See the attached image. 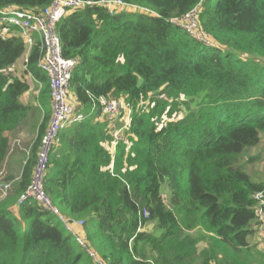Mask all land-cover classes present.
Instances as JSON below:
<instances>
[{
  "label": "trees",
  "instance_id": "obj_1",
  "mask_svg": "<svg viewBox=\"0 0 264 264\" xmlns=\"http://www.w3.org/2000/svg\"><path fill=\"white\" fill-rule=\"evenodd\" d=\"M53 1L0 0V10ZM122 1L146 11L109 15L96 5L56 27L62 56L78 62L69 92L93 117L59 132L44 186L63 217L84 222L85 248L33 199L18 203L51 115L36 38L27 68L42 85L44 116L20 180L0 201V264H249L263 183L245 172L253 159H242L264 133V0ZM194 9L209 44L171 22ZM23 51L19 37L0 38V168L8 134L29 113L27 84L6 73ZM100 100L130 107L119 141Z\"/></svg>",
  "mask_w": 264,
  "mask_h": 264
},
{
  "label": "built area",
  "instance_id": "obj_2",
  "mask_svg": "<svg viewBox=\"0 0 264 264\" xmlns=\"http://www.w3.org/2000/svg\"><path fill=\"white\" fill-rule=\"evenodd\" d=\"M96 5L105 7L109 15L125 10L146 11L138 7L130 6L122 0H101L99 2L85 0H54L50 6L41 11H23L13 7L0 10V38L7 39L15 35L24 43L22 56L14 65L6 70V73L12 78L26 83L28 86L27 92L30 91L29 86L33 82L29 79H33V76L28 72L27 66L37 38L40 42L41 56L36 63V68L42 71L48 78L51 104L49 123L37 151V159L31 181L25 194L18 200V203L21 204L28 198L33 199L42 211L50 213L59 219L63 223L65 230L82 248H85V239L79 231L84 226V222L63 217L48 197L44 183L50 157L55 150L59 132L66 127L80 123L84 118L69 98V82L71 74L78 65V62L75 59L64 58L62 56V46L56 32V27L70 11ZM196 16L197 10L194 9L181 19H173L171 22L178 25L190 38L209 44L210 42L207 36L199 32ZM23 74H26L29 79H22ZM98 109L100 115L104 117L106 121H109L111 125H114V121L119 117L121 112L126 113L127 117H125L123 127L115 134L113 132L115 141H119L121 136L120 138L118 136L129 121L130 107L119 100H100L98 102ZM111 147H114V144H112ZM19 180L20 178L13 181H5L2 173H0V201L7 198L12 187ZM253 198L258 202L257 215L259 225L257 233L263 237L264 183L262 192L257 193ZM147 216L148 213L144 214V217ZM88 253L91 257L95 258L94 254L89 251ZM96 263L101 264L97 260Z\"/></svg>",
  "mask_w": 264,
  "mask_h": 264
},
{
  "label": "crops",
  "instance_id": "obj_3",
  "mask_svg": "<svg viewBox=\"0 0 264 264\" xmlns=\"http://www.w3.org/2000/svg\"><path fill=\"white\" fill-rule=\"evenodd\" d=\"M24 80H28L26 74H23ZM31 82L30 91L26 92L23 97H21V102L29 108L28 116L23 120L20 126L12 133L8 134L10 139V151L0 168L3 171L2 176L6 181H13L17 178H20L22 169L29 157L31 148L37 138L39 126L43 120L44 111L40 107L39 95L42 88V85L33 79H29ZM33 80V81H32ZM71 101L75 102L73 97H71ZM76 103V102H75ZM51 106V104H50ZM49 106V113L51 107ZM101 117L97 120L99 121ZM259 182L264 183V180ZM259 234L255 233L249 239V244L253 243L261 246L259 238ZM264 239V236L262 237ZM263 248V247H262ZM248 260L251 262L253 258L248 256Z\"/></svg>",
  "mask_w": 264,
  "mask_h": 264
},
{
  "label": "rangeland",
  "instance_id": "obj_4",
  "mask_svg": "<svg viewBox=\"0 0 264 264\" xmlns=\"http://www.w3.org/2000/svg\"><path fill=\"white\" fill-rule=\"evenodd\" d=\"M71 97H72L71 94H69V98L70 99H71ZM73 103L75 104V107L77 108L78 112L84 118L93 117V107H92V105L87 107L85 109V113H83V107L81 105L76 104L75 102H73ZM98 118H99L98 115L95 114L94 115V119L96 120ZM124 123H125V119L123 120L122 117H118L114 121V125H113L114 134L117 132L118 128L123 127ZM120 135L118 136L119 138H120ZM260 140H261V142L256 148H253V149L249 150L250 152L248 153V157L246 156L245 158L242 159L243 163L246 162L249 158L253 159L252 161L248 162L249 164L245 165L244 169H245V172L248 173V175L250 176L251 180L255 181V182H259L261 180H264V133L260 134ZM57 146H58V143H57ZM110 148H111L112 152H114V147H110ZM0 173H3V171L0 170ZM53 179H55V176L53 177ZM166 196L167 195H165V193H164V197H166ZM63 208L68 210V207L65 204H63ZM151 227H152V224H148L149 230H151L150 229ZM259 238H261V237H259ZM260 240H262L260 242V244H261V246L263 248L260 247V245H258L259 243H257V244L253 243L252 245H250V247H251L250 256L253 259H252L251 263H249V264H264V239L261 238ZM206 247H207L206 243L202 242L198 246V251H201L202 249H204Z\"/></svg>",
  "mask_w": 264,
  "mask_h": 264
}]
</instances>
